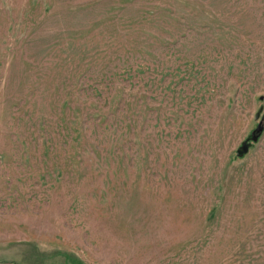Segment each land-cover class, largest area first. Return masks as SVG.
Listing matches in <instances>:
<instances>
[{"label":"rangeland","instance_id":"obj_1","mask_svg":"<svg viewBox=\"0 0 264 264\" xmlns=\"http://www.w3.org/2000/svg\"><path fill=\"white\" fill-rule=\"evenodd\" d=\"M0 264H264V0H0Z\"/></svg>","mask_w":264,"mask_h":264},{"label":"water","instance_id":"obj_2","mask_svg":"<svg viewBox=\"0 0 264 264\" xmlns=\"http://www.w3.org/2000/svg\"><path fill=\"white\" fill-rule=\"evenodd\" d=\"M263 130V125L262 122L259 124V126L257 127V131L260 132ZM254 135H256V132H254Z\"/></svg>","mask_w":264,"mask_h":264}]
</instances>
